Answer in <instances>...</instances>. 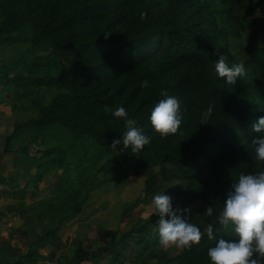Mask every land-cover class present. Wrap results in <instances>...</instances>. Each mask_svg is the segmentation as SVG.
Segmentation results:
<instances>
[{
  "label": "trees",
  "instance_id": "1",
  "mask_svg": "<svg viewBox=\"0 0 264 264\" xmlns=\"http://www.w3.org/2000/svg\"><path fill=\"white\" fill-rule=\"evenodd\" d=\"M262 2L223 0L217 8L212 0H0L2 42L30 30L28 40L48 53L43 58L58 72L15 77L20 86L60 90L27 124L39 130L61 127L84 146L85 155L94 148L100 155L114 154L119 164L136 160L151 172L152 192L173 182L178 189L170 196L190 193L205 209L211 204L218 212L216 204L223 202L232 179L264 170L250 159L256 135L251 126L264 116V40L242 43ZM217 49L230 64H245L247 75L235 85L216 76ZM165 94L181 101L183 122L177 133L162 137L148 117ZM118 106L152 137L138 154L110 148L126 130L123 119L113 115ZM239 151L245 155L242 163L224 171L221 162ZM58 153L56 147L45 151L48 163ZM52 162L62 164L64 158ZM83 207L77 202L72 216ZM204 221L219 230L217 239H230L215 217L206 215ZM146 230H138L142 239L133 232L125 238L144 244L149 236L153 246L159 245L158 234ZM214 245L205 233L199 245L181 248L169 262L211 264L207 251ZM37 255L31 250L25 262L0 264H25Z\"/></svg>",
  "mask_w": 264,
  "mask_h": 264
},
{
  "label": "rangeland",
  "instance_id": "2",
  "mask_svg": "<svg viewBox=\"0 0 264 264\" xmlns=\"http://www.w3.org/2000/svg\"><path fill=\"white\" fill-rule=\"evenodd\" d=\"M212 1L217 8L223 3ZM28 39V29L6 43L0 38V261L25 262L24 256L34 250L38 255L25 264H173L169 261L181 248L153 246L149 236L138 244L125 235L133 232L142 239L138 230L144 226L156 234L153 223L159 217L153 214L152 197L159 191L170 196L178 189L176 183L152 192L151 172L136 160L119 164L114 154L100 155L94 148L85 155L84 146L61 127L39 130L27 124L60 92L50 86L17 85L18 76L58 74L43 58L48 53L36 50ZM261 40L264 0L242 43ZM52 147L62 154L48 163L45 151ZM56 157L64 162L53 163ZM254 157L255 152L250 159L262 164ZM244 158L241 151L228 153L221 168L234 171ZM171 197L174 207L192 209L193 222L201 229L207 226L203 202L186 192ZM80 201L83 209L72 216Z\"/></svg>",
  "mask_w": 264,
  "mask_h": 264
},
{
  "label": "clouds",
  "instance_id": "3",
  "mask_svg": "<svg viewBox=\"0 0 264 264\" xmlns=\"http://www.w3.org/2000/svg\"><path fill=\"white\" fill-rule=\"evenodd\" d=\"M111 33H105L109 35ZM214 61V71L227 85H235L247 75L244 63L230 64L226 55L220 54ZM147 82H145V85ZM212 110L211 106L208 109ZM113 115L123 119L126 130L119 138H114L110 148L113 152L130 151L135 155L151 143L152 137L138 126L136 119L129 117L125 107L115 108ZM152 130L162 137L178 132L183 122L181 101L173 95H166L151 109L148 117ZM256 135L252 137L254 159L264 164V116H260L251 126ZM137 156V155H136ZM153 214L159 219L154 224L159 246L167 249L191 248L199 245L206 233L215 245L207 251L211 264H264V170L254 173L240 172L232 179L226 191L222 207L217 210L209 204L204 212L215 217L230 239H217L214 224L201 227L193 222L190 207H174L172 197L159 191L152 197Z\"/></svg>",
  "mask_w": 264,
  "mask_h": 264
}]
</instances>
